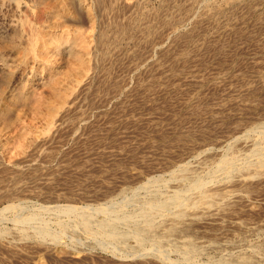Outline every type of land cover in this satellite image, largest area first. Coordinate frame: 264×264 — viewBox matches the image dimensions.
<instances>
[{
    "label": "rangeland",
    "instance_id": "rangeland-1",
    "mask_svg": "<svg viewBox=\"0 0 264 264\" xmlns=\"http://www.w3.org/2000/svg\"><path fill=\"white\" fill-rule=\"evenodd\" d=\"M33 1L17 0L18 18L26 28L40 26L54 17H49L52 15L53 0H44V3ZM84 1L88 13H78L79 17L76 14L67 18L69 21L60 17L58 21L62 19L60 22L63 24L67 21V26L85 35L95 34L106 21L117 20L124 24L133 17V5L142 2L115 0L113 10L105 19L89 3L90 0ZM211 1L218 7H223L225 3V0ZM260 1L243 0L245 4L251 3L256 13L248 14L241 7L242 2L236 7V17L229 23L224 18L220 19L225 27L201 20L200 35L196 41L184 46L173 38L163 41L169 34L163 27L160 32L156 30L160 34L155 32L152 36L153 49L140 46L136 38L121 36V44L110 48L107 59L101 61L97 53V64L92 61L89 71L85 74L79 71L81 75L74 74L78 76L77 79L75 76V82L71 79L67 85H60V91L63 89L65 93H62V98L66 97L63 102L53 98L48 90L49 82L40 77L44 81L34 88V94L42 96L45 104L50 106L45 108L44 105L45 110L39 109L34 114L30 111L29 101L26 105L23 103L25 107H22L23 104L14 105L10 110L12 112L9 111L11 115H7L17 124L12 121L14 127L7 135L4 134L0 149V210L8 205L18 206L19 209L6 210L5 214L2 213L4 218H0V230L6 236L0 238V264H168L179 259L178 253L168 247L161 250L165 251L166 260L162 258L163 262L148 251L149 247L144 249L147 252L133 254L129 248L135 247V243L130 238L123 246L116 245L112 249L105 241L100 245L81 229L74 217L58 215L54 209L61 206H105L111 210L128 212L131 208L138 211V206L125 207L126 202L119 195L122 191L125 192L124 198H133L134 195L133 199L141 202L147 197L142 190L133 194V188L155 180L148 190L157 188L167 195L178 187L169 179L168 173L176 172L188 162L191 170L203 175L229 149L234 148L240 159L243 158L247 151L245 146L250 143L243 144L241 137L252 140L253 137L245 134L246 129L264 123V0ZM160 4V0H144L142 12L156 11ZM48 6H51L50 9ZM47 10H51L50 13ZM137 16V26H140L143 16L141 19L139 12ZM192 28L190 22L181 31H191ZM203 41L209 45L208 49H199L185 58L192 45ZM58 62L55 63L59 67L62 61ZM79 79H82L81 82ZM57 100L62 105H58ZM53 109L55 112H52ZM12 113H16L18 118ZM263 131L258 134L262 132L260 136L264 142ZM200 156H203L202 159ZM243 170L207 184V190L230 191V196L221 197L224 201L219 197L216 201L218 208L221 205L218 222L204 217V220L188 224L192 230L190 237L195 242L209 239L212 244L219 245L232 238L243 239V243L261 239L262 234L252 233V230L264 227V167L258 172L253 168ZM156 181L163 185L168 183L165 187L155 184ZM193 195L195 200L197 196ZM218 202L221 203L218 205ZM37 210L40 220L25 225L26 228L17 226L12 219L18 213L25 215ZM163 217L157 218L158 221L166 222L167 217ZM38 224L45 226L58 241L36 238L33 230L41 228ZM65 225L66 228L62 229ZM122 225L121 229L130 227L129 224ZM22 230L28 237H21L25 235ZM55 247L60 251L56 257L53 253ZM246 249L250 251L251 248ZM232 250L224 249L221 254ZM207 251L195 257V261L199 258L197 264L220 255L215 249ZM259 257L262 259L264 255Z\"/></svg>",
    "mask_w": 264,
    "mask_h": 264
},
{
    "label": "bare ground",
    "instance_id": "bare-ground-1",
    "mask_svg": "<svg viewBox=\"0 0 264 264\" xmlns=\"http://www.w3.org/2000/svg\"><path fill=\"white\" fill-rule=\"evenodd\" d=\"M26 1L34 2L33 0H26ZM38 1H43L44 3V0H38ZM53 1L54 3L50 0V2H52L51 5L53 4L51 8L52 11L47 10L49 13L50 11L52 13V15H50L49 17L54 16L52 17L53 19H51L52 21H50L48 17L49 20L45 22L43 21L44 24H41L40 26H36V27L32 26V28L28 26V28H26L25 27L26 25L24 24L23 26V24L21 23L23 21H21L18 18L19 6L17 4V0H0V149H1V144H3L2 142H3L4 134L7 135L11 127H14L12 126V123H13L12 121L16 123V120H13L10 118L11 116L10 117L8 116L9 118H7V115L10 114L9 111L12 108H14V105L16 104L20 105L23 103L26 105L30 101L31 106L29 104L28 105L30 106V108L32 107L31 108L32 110L30 108L29 109L31 112L33 113L35 112L34 114H36V112L38 113L39 109L45 110L44 105H46L45 108L47 107V105L50 106V104H45L43 98H41L42 96L40 97V95L38 96V94L37 95L34 94V88L38 86L39 82L41 83V81H44V79L40 77L46 78L47 81L49 82L48 86H50V88L48 87L49 88L48 90H50V93L54 96L53 98L54 99L56 98L59 100L62 99L61 101L63 102V100H65L66 97H63L64 99L62 98V93L63 94L65 93L63 89L62 91H60L61 86L63 87V84H66L71 79L72 81L75 82L77 77L81 75L82 72L85 74L86 73L85 71H89V69L91 68L90 66L92 64V61L95 60V63L97 64L96 62L98 59L97 53H99L98 56L101 61L107 59V57H109L108 55H109L110 48H113V47L115 48V46L121 44L120 43L121 36H126L129 38L133 37V39L136 38L140 46L142 45L143 47H149L150 49L151 48L153 49L154 43L151 40L152 36L155 35V32L157 29H159V32H160V28L163 27V28H166L169 33L168 37L165 38L163 41L169 38L170 39L173 38V40L183 43V46H184V44H188L190 42H193L194 40L196 41V39L200 35L199 26L202 25L200 24L201 20L206 22V24L214 23V24H217L216 26L225 27L226 25L222 24L220 19L223 20L224 18L225 22H228L233 17H236V14H235L236 7L238 5H241L243 2V0H225L224 6L218 7V6H215L211 0H160L161 4L158 10L152 11V12H145V11L142 12L143 1H144L142 0V2L136 3L133 5V8H134V12L132 13L133 17L129 18L124 24L117 22V20L106 21V22H103V25L100 26L101 27L100 29L98 28L99 30L96 31L95 34L85 35L84 32L82 34L80 30L78 31V30L71 29L65 23L69 21L67 18L73 17L74 15L76 16V14L78 13L79 14L81 12L88 13V7H87L86 2L84 0H53ZM90 1L89 3H91V5L94 6L95 10L98 11L99 14L103 17L105 16L107 17V14L113 10L114 8L113 4L115 3V0H90ZM242 6L248 12V14L252 15L256 13L254 6L251 5V3L249 2L246 4L244 3L243 5H241V7ZM48 7L50 9L51 6H48ZM36 10L37 9H35V11ZM38 12H41V11H38ZM138 12H139V15H141V19L143 16V19L140 22L141 23L140 26H137L138 24L137 21H139L138 16H137ZM79 14H78V17H79ZM44 15H46V13H44ZM97 16H98V13H97ZM60 17L62 19H67V21L63 24V22H60L62 19L58 21L59 20L58 18ZM197 19H200V21H198ZM190 22L193 25V28L191 29V31L182 32L181 28L186 27V25H188V23ZM156 34H160V33L156 32ZM208 46L209 45L207 44L206 41L200 42L196 45H192L190 53L187 52V54H185L186 56L185 55L184 56L185 58H187L192 53L197 52L199 49L202 51L205 50L206 48L208 49ZM160 49L162 48L160 47ZM94 53H96L95 59H94ZM58 60L62 61V65L59 66L60 69L58 66H56V63H55L56 61L58 62ZM92 68L94 69V67ZM58 70H61V72H59ZM75 73L78 76L74 75ZM40 74H42L43 76H40ZM75 76H76V79L74 80ZM81 80L79 79L80 82ZM70 85H72V83H70ZM102 85H104V83ZM61 101H58L57 104L62 105L60 103ZM55 102L56 100L51 103H55ZM64 102L66 103V101ZM24 104L22 107H25ZM54 109L56 110L57 108H54ZM54 109L52 110V112H55ZM47 111H49L48 108H47ZM13 113L12 115L15 116L16 113L15 114ZM16 117L18 118L17 114H16ZM16 117L14 119H16ZM51 128L52 127H50L49 129ZM263 129H264V123H261L259 125L257 124L255 126H252L246 129L245 134L253 138L252 140L249 141L247 140L248 139L247 137L245 138L241 137L242 139L241 142L243 144L246 145V143L248 142L250 143L249 145L245 146L247 151L244 152L242 159H240L239 157L240 155H238V153L235 152L233 148V149H229L228 150L229 152L226 155H223L220 159L218 158L219 160H217V162L214 163V165L211 166V168L208 169V171L205 170L206 173L202 172L203 175L197 172L196 170H191L192 167L190 168L189 166H187L189 162L188 164L186 163L185 167L180 166V168L178 169L176 168L177 169V171L175 170L176 172L168 173L169 179H171V181L173 180L178 186L175 190L173 189L174 191L172 190L170 194L166 195L165 194L166 192L161 193L159 192L160 189L157 190V188L156 190L155 189L153 190L152 188L153 191L148 190V188L150 189V186L152 185L151 183L154 184L155 180L154 181L152 180L150 182L148 181L149 183L146 185L142 186L141 184V186L137 188L136 187L133 188V194L136 195L138 191L142 190L144 192V195L147 197V199L141 202H138L137 200L135 201L133 199L135 198L134 195H133V198H128V199H126V197L124 198L125 192L122 191L121 194L119 195H120L121 200L126 202L124 203L126 204L125 207L138 206L139 208L138 211H134L131 208H129L131 212H129L128 209H126L128 210V212L120 211V209L111 210L110 208L105 207V206H97L93 208L85 207V206L83 208H79V207L76 208L73 206H63V207L61 206V207L55 208L54 212H56L58 215L65 214V215L74 217L76 219L77 224L81 227V229L85 233L94 237L95 242L99 243L100 245H103L105 242H107L105 244H107L108 246L110 245L111 249L112 247L114 248V246L116 245L125 244L124 243L125 240L127 238H130V239H133L135 243V247L133 245V248L132 247L129 248L131 249L130 251H132L131 253L137 254L140 252L141 254V251L147 252L144 250L146 249L145 247L147 248L149 247L150 250L148 251L153 253L152 255L155 254L158 256V258L160 257L161 259L162 258L164 259L165 256L163 255V253L165 251L162 252L161 250H164V247L171 248L176 253H178L179 259L176 262L169 261L168 263L167 261L168 264H197L196 261L199 258L195 261L196 259L195 257L204 254L205 250L206 252H208L207 250H210V249L217 250L220 255L218 257L215 256L217 258L211 257L209 255L211 259L206 258L207 260L203 264H264V258L262 259H260V257L258 258V255H261V256L262 254L264 255V227L263 226L256 227V229H253V230L250 226H248L251 228L252 233L257 232L259 234H262V237H260L261 239L258 241L247 242L245 239V242L247 243H243L241 241L243 239L239 240L236 238H232V240L226 241L223 244H220L221 242L220 243L218 242L219 245L218 244L215 245L214 241H213L214 243L212 244V241L209 242V239L208 241L202 242V243L195 242L194 239L190 237L191 236L190 231L192 232V230H190V227L188 226L189 223L197 222V221L199 222L201 220H204V217L206 219H209L212 222H218L220 219L218 218V214H219L221 205L218 208L216 201H218L219 197H220V200H222L221 197L224 199L228 197V195L230 194L229 193L230 191L221 190L220 192H217V191L207 190L206 189V187L208 186L207 184L211 183L212 181H217L219 178H222L225 176L230 177V175L236 174V171L238 170L242 171V169H244L248 171L253 168L255 171L258 172L259 170L261 171L263 169L264 167V142H263V138L260 136L262 132L258 134V132ZM253 158H255L254 161L251 160ZM200 162H197V163H200ZM203 165H202V168L205 166ZM197 166L199 167V165ZM187 167H189V169ZM157 181L155 182V184L157 183ZM167 181L169 182L170 180H167ZM168 182L164 184L167 185ZM158 185H163V184L160 183ZM193 194L197 196L195 197L196 198L195 200L192 199V197L194 196ZM137 198L138 196H136V199ZM109 202H111V200ZM220 203L218 202V205ZM16 207L18 208V206H15V205L14 206L8 205L4 207L3 209H1L0 218L1 217L4 218V216H2V213H4L6 210L15 209ZM116 208L118 209V207ZM135 209H137V207ZM38 211L39 210L31 211V212L29 211L25 215H21V214L18 215L19 213L16 215L14 214L15 216L12 219L16 223L17 226L19 225L21 228H23L25 227V225L28 226V224H31V222L33 223L35 221L40 220L38 213H37ZM191 211H194V212H191ZM161 216L162 217L165 216L162 219L167 217V219H165L167 221L159 222L157 218ZM97 217L99 218L97 219ZM37 223H40V222H37ZM65 224L67 225V223ZM122 224H124V227H125V224L127 225L129 224L130 227L128 229L127 227L126 229L124 227H123L124 229H121L122 227L120 225ZM66 225L62 227V229L66 228ZM218 228H220V226ZM244 228H247V227H244ZM247 229L249 230V228ZM47 230L48 229H46L45 226L43 227L41 226V228H38L37 230H33L34 231L33 233L36 236V238L38 237L41 240L48 238L49 241L51 240L52 242H57L58 238L50 234ZM22 232L23 234H25L23 230ZM2 235L5 236L4 231L0 230V238H3ZM21 237L24 239L25 237H28V234H25ZM128 243L130 244V242ZM131 243H133V241ZM129 244H126V246ZM107 245H104V246H107ZM127 247L125 248L127 249ZM246 247L251 248L250 251H248ZM53 249H54L53 253H55V257L59 256L58 254V252H60L58 250L59 248L56 249L55 247ZM224 249L225 250L233 249V250L226 251V254L225 252L224 254H221L223 253L222 250L224 251ZM125 252L127 251L125 250ZM126 255H129V254H126ZM163 259H162V262L164 261Z\"/></svg>",
    "mask_w": 264,
    "mask_h": 264
}]
</instances>
